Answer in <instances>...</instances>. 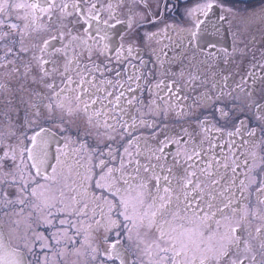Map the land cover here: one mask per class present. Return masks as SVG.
<instances>
[{"label":"snow or ice","instance_id":"1","mask_svg":"<svg viewBox=\"0 0 264 264\" xmlns=\"http://www.w3.org/2000/svg\"><path fill=\"white\" fill-rule=\"evenodd\" d=\"M182 7L0 0V264H264V7Z\"/></svg>","mask_w":264,"mask_h":264},{"label":"flooded vegetation","instance_id":"2","mask_svg":"<svg viewBox=\"0 0 264 264\" xmlns=\"http://www.w3.org/2000/svg\"><path fill=\"white\" fill-rule=\"evenodd\" d=\"M150 2L154 3L155 0H150ZM173 2L176 3V8L178 9V11H174L173 13H171V16L173 19H178L179 15L183 12L182 4L184 0H173ZM224 3L227 7H231L233 9H240L246 14L258 12L261 7H264V0H224ZM219 14L220 11L217 10V15ZM238 23H240V21L233 20L232 16L230 15L228 18V22L221 21V28L219 34L217 35L213 33L211 35V38L215 41H218V46L220 48H227L231 50L234 47L233 31L236 29ZM247 27L248 30L243 32L245 40H250L253 37L259 40L262 33H264V19H262L259 15L253 16L250 18ZM116 32L124 34V26L118 25ZM114 38L117 40L119 39L118 36H114ZM240 47H243V43H240ZM257 47H264V44H257ZM73 135H75L74 131Z\"/></svg>","mask_w":264,"mask_h":264},{"label":"rangeland","instance_id":"3","mask_svg":"<svg viewBox=\"0 0 264 264\" xmlns=\"http://www.w3.org/2000/svg\"><path fill=\"white\" fill-rule=\"evenodd\" d=\"M249 1V0H248ZM247 2V1H246ZM75 132V131H74ZM43 230V229H42Z\"/></svg>","mask_w":264,"mask_h":264}]
</instances>
